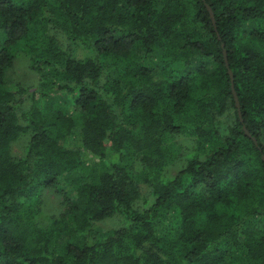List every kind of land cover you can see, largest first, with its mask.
Wrapping results in <instances>:
<instances>
[{
  "label": "trees",
  "instance_id": "1",
  "mask_svg": "<svg viewBox=\"0 0 264 264\" xmlns=\"http://www.w3.org/2000/svg\"><path fill=\"white\" fill-rule=\"evenodd\" d=\"M0 34V264H264V0H0ZM15 44L34 91L3 85ZM181 134L191 149L168 176ZM138 182L153 195L140 210ZM45 188L65 210L40 226ZM114 214L124 226L88 238Z\"/></svg>",
  "mask_w": 264,
  "mask_h": 264
},
{
  "label": "rangeland",
  "instance_id": "2",
  "mask_svg": "<svg viewBox=\"0 0 264 264\" xmlns=\"http://www.w3.org/2000/svg\"><path fill=\"white\" fill-rule=\"evenodd\" d=\"M48 34L53 36L58 44L66 49L72 57L81 59L87 56V51L74 46L69 42L67 37L57 28L49 27ZM2 36L0 34V44ZM10 52L12 59L9 66L4 70L3 85L6 88L18 87L25 89L28 92L36 90L39 83V74L32 69L29 57L24 53L19 44H15L11 47ZM37 100L35 101L36 106H43L44 99L39 95H36ZM52 100L56 105L65 110L68 115L75 116V111L71 104V100L64 94L52 95ZM31 104V100L27 94L19 96L16 103V111L19 114L21 111L27 109ZM229 115H223L219 119V127L221 130L225 128V125L230 120ZM29 138V132L19 135L18 138L10 142L9 152L15 159L20 158L24 154V149ZM75 140V139H74ZM76 145V140L73 141ZM192 139L191 137L181 134L172 138V144L175 145L173 161L168 165L166 174L172 176L178 169L182 168L186 161V156L191 149ZM139 196L133 203V208L140 210L148 206L153 200L151 189L148 185L138 182ZM38 214L36 222L40 226L48 224L50 219L64 213L65 204L62 197L54 190V188L42 189L39 193L38 198ZM125 225V220L118 214H114L110 217L104 218L100 221L94 222L90 225L88 231V238L93 235L105 234L115 229H118Z\"/></svg>",
  "mask_w": 264,
  "mask_h": 264
},
{
  "label": "water",
  "instance_id": "3",
  "mask_svg": "<svg viewBox=\"0 0 264 264\" xmlns=\"http://www.w3.org/2000/svg\"><path fill=\"white\" fill-rule=\"evenodd\" d=\"M223 61H224L225 67H227L224 51H223ZM227 72H228V76L230 78V81H232L231 73L228 69H227ZM231 93H232V97H233V101H234V106H235L236 111H237V116H238L239 120L241 121L240 112H239V108H238V101H237L236 96L234 94L232 84H231ZM242 129H243V132L246 134V130H245L244 126H242ZM262 159H263V156H262Z\"/></svg>",
  "mask_w": 264,
  "mask_h": 264
}]
</instances>
